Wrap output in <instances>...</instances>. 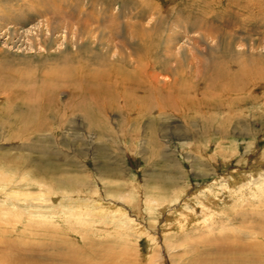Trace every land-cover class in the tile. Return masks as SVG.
I'll return each instance as SVG.
<instances>
[{
    "label": "rangeland",
    "instance_id": "obj_1",
    "mask_svg": "<svg viewBox=\"0 0 264 264\" xmlns=\"http://www.w3.org/2000/svg\"><path fill=\"white\" fill-rule=\"evenodd\" d=\"M0 254L264 264V0H0Z\"/></svg>",
    "mask_w": 264,
    "mask_h": 264
},
{
    "label": "bare ground",
    "instance_id": "obj_2",
    "mask_svg": "<svg viewBox=\"0 0 264 264\" xmlns=\"http://www.w3.org/2000/svg\"><path fill=\"white\" fill-rule=\"evenodd\" d=\"M65 65V64H64ZM257 74V73H256ZM80 77V76H79ZM76 78V77H75ZM83 79V78H82ZM85 79V78H84ZM83 79V80H84ZM77 80V79H76ZM50 81V80H49ZM95 82V81H94ZM92 83V82H91ZM101 84V83H100ZM103 84V83H102ZM123 84V83H122ZM96 86H98V84L96 83ZM87 92V91H86ZM85 93V92H84ZM94 94V93H93ZM104 94H105V92H104ZM95 95V94H94ZM97 97H98V95H96ZM81 97V96H80ZM37 98V97H36ZM83 100V99H82ZM36 101V100H35ZM83 101H85V100H83ZM45 102H47V101H45ZM44 102V103H45ZM42 104V103H41ZM47 104V103H46ZM88 104V103H87ZM38 105V104H37ZM31 106V105H30ZM30 106H28V107H30ZM39 106H40V104H39ZM42 107H43V104H42ZM49 107V106H48ZM33 108V107H32ZM27 109V108H26ZM30 109H31V107H30ZM27 110H29V109H27ZM34 118V117H33ZM14 250V249H13ZM235 253V252H234ZM1 255V254H0ZM4 255V254H3ZM11 255H13V254H11ZM8 256V255H7ZM20 258L21 257H16V255H13V256H11V257H7L6 259H5V263L6 264H26V263H24V262H22L21 260H20ZM22 259H24V258H22ZM69 259V258H68ZM247 259V258H246ZM28 261H30L29 259H27ZM42 260V259H41ZM40 260V261H41ZM62 260H63V257H62ZM27 261V262H28ZM64 262V261H63ZM251 262V261H250ZM68 263V262H67ZM32 264H37L36 263V261H33L32 262ZM250 264V263H249ZM254 264V263H253Z\"/></svg>",
    "mask_w": 264,
    "mask_h": 264
}]
</instances>
